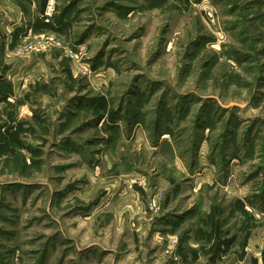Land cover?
Masks as SVG:
<instances>
[{
  "label": "rangeland",
  "instance_id": "rangeland-1",
  "mask_svg": "<svg viewBox=\"0 0 264 264\" xmlns=\"http://www.w3.org/2000/svg\"><path fill=\"white\" fill-rule=\"evenodd\" d=\"M54 5L0 39V264H264V0Z\"/></svg>",
  "mask_w": 264,
  "mask_h": 264
},
{
  "label": "crops",
  "instance_id": "crops-1",
  "mask_svg": "<svg viewBox=\"0 0 264 264\" xmlns=\"http://www.w3.org/2000/svg\"><path fill=\"white\" fill-rule=\"evenodd\" d=\"M41 11L34 2H26L22 5L13 0H0V39L3 42L2 36L5 37L4 44L2 43L5 49L14 48L22 34L27 33L28 36H32L42 33V25L39 21ZM13 91L16 92L14 89Z\"/></svg>",
  "mask_w": 264,
  "mask_h": 264
},
{
  "label": "built area",
  "instance_id": "built-area-1",
  "mask_svg": "<svg viewBox=\"0 0 264 264\" xmlns=\"http://www.w3.org/2000/svg\"><path fill=\"white\" fill-rule=\"evenodd\" d=\"M54 10V0H46V4L44 6L40 18L45 22H49L53 17ZM53 47H62L61 41L53 35H41L36 42L31 43L29 46L26 47V52L28 53L34 51L40 54L43 51ZM148 205L150 209H156L154 201H150Z\"/></svg>",
  "mask_w": 264,
  "mask_h": 264
},
{
  "label": "trees",
  "instance_id": "trees-1",
  "mask_svg": "<svg viewBox=\"0 0 264 264\" xmlns=\"http://www.w3.org/2000/svg\"><path fill=\"white\" fill-rule=\"evenodd\" d=\"M43 9H44V7L41 8L42 11H43ZM39 21H40V24L42 26H43V24H44V26H47V24L42 19H40Z\"/></svg>",
  "mask_w": 264,
  "mask_h": 264
}]
</instances>
